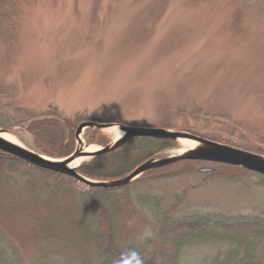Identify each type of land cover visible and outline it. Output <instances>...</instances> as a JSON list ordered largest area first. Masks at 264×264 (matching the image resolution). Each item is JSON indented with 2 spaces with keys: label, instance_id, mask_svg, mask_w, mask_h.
I'll return each instance as SVG.
<instances>
[{
  "label": "rangeland",
  "instance_id": "rangeland-1",
  "mask_svg": "<svg viewBox=\"0 0 264 264\" xmlns=\"http://www.w3.org/2000/svg\"><path fill=\"white\" fill-rule=\"evenodd\" d=\"M10 1L0 0V130L26 148L32 146L26 122L56 108L63 118L79 117L76 127L90 121L162 128L264 157V0ZM110 129H85L83 145L111 144ZM74 143L75 150V134ZM175 143L149 160L175 156L182 149ZM157 170L127 189L90 193L108 210L120 248L155 235L160 218L264 220L263 176L199 161ZM4 174L0 233L21 264H83L68 243H40L48 253L36 255L27 240L30 225L16 210L57 206L68 190L28 166ZM72 193L65 205H77L92 227V211ZM226 246L184 248L179 264H211ZM257 249L264 264V241ZM83 257L97 264L92 251Z\"/></svg>",
  "mask_w": 264,
  "mask_h": 264
},
{
  "label": "trees",
  "instance_id": "trees-1",
  "mask_svg": "<svg viewBox=\"0 0 264 264\" xmlns=\"http://www.w3.org/2000/svg\"><path fill=\"white\" fill-rule=\"evenodd\" d=\"M10 2L13 6L16 0ZM12 14L15 15V12ZM77 121L79 117H75L74 120L63 118L56 108H49L30 118L25 125V132L32 138V146L29 148L50 159L69 156L74 151ZM175 144V141L171 140L132 138L113 152L81 164L77 172L93 181L120 179L145 161L165 150L175 148ZM23 165L47 174L59 186L68 190L65 197L58 199L57 206L37 203L31 208L25 206L21 208L22 210L16 209L22 221L30 225L27 240L33 245L32 249L39 257H45L48 253L46 250L45 252L40 250V243H49V245L68 243L72 249H78L79 252L76 254L79 255L81 252L79 256H82L83 264H85L83 253L87 255L91 251L94 258L96 257L97 264H135L137 257L141 259L142 264H179V257L184 248L203 243L211 245L221 243L227 246L222 254L214 257L211 264H261L256 257L258 245L264 241V220L259 217L196 214L168 223L165 218H160L157 220L158 230L155 235L144 237L136 244L120 248L115 242L116 229L108 215V210L95 195H90L96 190L107 189L85 191L84 187L69 177L31 167L1 152L0 202L7 200L2 185L4 173L15 171L17 167ZM157 171H150L140 179L147 178ZM77 186L80 190H77ZM130 186L123 188L127 189ZM75 191L82 196L94 215L92 227L84 224L83 212L77 205L75 209L65 205L66 199L72 200L74 196L72 192ZM145 200L140 198L141 202ZM148 201L156 203L157 199L149 198ZM74 204L76 203L73 201ZM27 211L29 215H26ZM2 235L0 233V264H21L12 241ZM69 245L66 244L67 247ZM84 247H87L86 250Z\"/></svg>",
  "mask_w": 264,
  "mask_h": 264
},
{
  "label": "water",
  "instance_id": "water-1",
  "mask_svg": "<svg viewBox=\"0 0 264 264\" xmlns=\"http://www.w3.org/2000/svg\"><path fill=\"white\" fill-rule=\"evenodd\" d=\"M114 126H116L122 133L119 139L113 141L111 144L105 147H98L97 150L93 152L85 151L86 148L89 147V145H83L81 139L82 132L85 129L93 128L104 130ZM1 132L5 131L0 130V133ZM75 138L77 141L76 149L69 156L57 160L37 154L25 146L10 143L1 137L0 152L20 160L21 162L34 168L69 177L80 185L91 189L111 190L122 188L135 182L141 176L150 171L161 169L181 161H199L227 165L264 176L263 156L232 148L186 132H174L162 128L131 127L123 124L115 125L110 123H96L88 121L80 123L77 126ZM132 138H151L159 140H171L175 142L186 139L196 142L198 146L183 153L182 155L145 161L141 165L137 166L127 176L110 181H93L87 179L78 174V166L71 167V165L77 160H82L83 162L88 159H93L101 155L111 153ZM199 171L204 173L209 172L210 170L200 169Z\"/></svg>",
  "mask_w": 264,
  "mask_h": 264
},
{
  "label": "bare ground",
  "instance_id": "bare-ground-1",
  "mask_svg": "<svg viewBox=\"0 0 264 264\" xmlns=\"http://www.w3.org/2000/svg\"><path fill=\"white\" fill-rule=\"evenodd\" d=\"M114 134H115V137H114V140H117L120 138V136L122 135V133L120 131H118V128H111L110 129ZM0 137L10 143H13V144H16V145H20V146H23L22 144H20L13 136H11L10 134L6 133V132H1L0 133ZM181 146L182 149H179L177 151V156L178 155H182L183 153L189 151V150H192L194 148H196L198 146V144L194 141H191V140H186V139H183V140H180L178 142ZM97 150V147L95 146H89L88 148H86L85 151H88V152H93ZM175 155V156H176ZM82 162V160H77L76 162H74L71 167H75V166H78L80 163ZM258 251V249H257Z\"/></svg>",
  "mask_w": 264,
  "mask_h": 264
},
{
  "label": "clouds",
  "instance_id": "clouds-1",
  "mask_svg": "<svg viewBox=\"0 0 264 264\" xmlns=\"http://www.w3.org/2000/svg\"><path fill=\"white\" fill-rule=\"evenodd\" d=\"M135 264H142V261L139 257L136 258Z\"/></svg>",
  "mask_w": 264,
  "mask_h": 264
}]
</instances>
